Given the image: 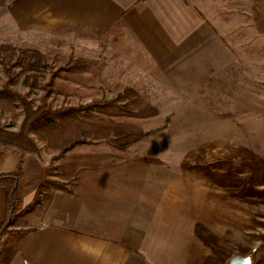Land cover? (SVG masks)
<instances>
[{"label": "rangeland", "instance_id": "obj_1", "mask_svg": "<svg viewBox=\"0 0 264 264\" xmlns=\"http://www.w3.org/2000/svg\"><path fill=\"white\" fill-rule=\"evenodd\" d=\"M196 34L201 40H192L184 54L171 55L144 70L118 55L108 44L112 41L64 34L63 39L18 43L3 38L0 30V45L16 49L9 62L12 68L7 58L0 57V88L9 83L7 67L16 75L9 91L33 106L39 104L41 87L51 81L53 72L70 60L82 59L88 63L87 73L81 81H62L75 91L66 96L50 94L52 107L110 100L131 89L155 110L156 116L140 121L147 136L126 149L88 143L54 159L55 152L38 145L34 171L46 190L70 187L54 179L63 174L58 161L64 162L66 155L83 158L85 171H96L98 160H103L114 166L109 171L141 174H133L137 179L132 181L153 186L154 229L165 236L169 248L165 255L170 253L165 264H220L195 237V223L207 227L231 256L251 258L253 250L264 246V0H232L227 7L219 2L208 16L203 15ZM19 50H34L48 58L46 72L38 80L30 71L20 73L16 65L24 57ZM15 100L16 109L0 110V125L13 131L23 117ZM49 193L22 210L17 203L7 232L35 226ZM162 220L170 226L158 228ZM4 239L0 238V246Z\"/></svg>", "mask_w": 264, "mask_h": 264}, {"label": "crops", "instance_id": "obj_2", "mask_svg": "<svg viewBox=\"0 0 264 264\" xmlns=\"http://www.w3.org/2000/svg\"><path fill=\"white\" fill-rule=\"evenodd\" d=\"M229 1L0 0V30L3 38L18 43L63 39L64 34L112 41L108 44L118 55L145 70L151 63L184 54L192 40H201L196 33L203 15L219 2L227 7ZM70 157L66 155L67 163L58 161L63 174L54 177L70 187L46 190L34 171L36 156L0 148V174L19 166L23 171L16 191L20 210L50 192L41 219L10 264H165L170 253L165 255V236L154 229L153 186L132 181L136 172L109 171L114 166L103 160H98L96 171H85L83 158ZM6 201V190L0 187V225ZM161 222L158 228L170 226Z\"/></svg>", "mask_w": 264, "mask_h": 264}, {"label": "trees", "instance_id": "obj_3", "mask_svg": "<svg viewBox=\"0 0 264 264\" xmlns=\"http://www.w3.org/2000/svg\"><path fill=\"white\" fill-rule=\"evenodd\" d=\"M15 52L16 49L11 45H0V57L7 58L8 64ZM19 53L24 57L16 65L20 67V73L30 71L34 79L38 80L46 72L45 62L48 58L34 50H19ZM65 65L53 72L51 81L41 87L44 94L37 106L26 101L22 95L9 91V83H13L16 75H12L11 70L5 68L9 83H3L0 88V110L16 109L17 98L23 117L15 131L10 130V126L0 125V148L13 153L37 156L40 151L38 145H41L45 150L55 152L54 159H59L79 145L106 142L116 149L124 150L147 136L140 121L156 116V112L131 89L120 92L110 100L92 99L85 104L52 107L48 101L49 95L66 96L72 88L64 82L81 81L82 74L89 69L87 61L82 59L70 60ZM9 66L12 68L13 65ZM56 78L59 81L54 85L52 81ZM25 79L28 80V77ZM22 177L21 166L12 173L0 174V187L7 193L6 218L0 225V238H5L0 246V264L11 263L26 234L34 229L30 227L28 230L7 232V228L14 221L13 215L18 203L16 191ZM193 232L197 240L212 251L220 264L228 263L232 256L207 227L202 223H195ZM260 250H264V246L252 251L251 264H264V252L258 259L255 257Z\"/></svg>", "mask_w": 264, "mask_h": 264}, {"label": "water", "instance_id": "obj_4", "mask_svg": "<svg viewBox=\"0 0 264 264\" xmlns=\"http://www.w3.org/2000/svg\"><path fill=\"white\" fill-rule=\"evenodd\" d=\"M252 260L250 256H232L227 264H251Z\"/></svg>", "mask_w": 264, "mask_h": 264}]
</instances>
